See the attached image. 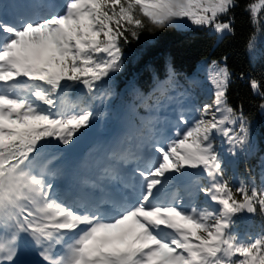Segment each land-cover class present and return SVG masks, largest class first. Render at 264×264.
<instances>
[{"label":"snow or ice","instance_id":"1","mask_svg":"<svg viewBox=\"0 0 264 264\" xmlns=\"http://www.w3.org/2000/svg\"><path fill=\"white\" fill-rule=\"evenodd\" d=\"M17 7L9 13L0 5V264H17L22 239L39 250L41 264H264V230L255 237L235 230L240 214L264 219V160L259 182L251 173L229 178L217 148L218 137L233 157L251 147L243 111L228 103L226 64L212 62L214 99L194 109L197 116L181 110L174 131L149 120L135 150H112L92 191L71 203L45 157L53 141L67 148L91 127V107L69 92L82 85L89 98H102L121 71L125 44L169 26L232 34L239 0H23ZM245 10L264 30V0ZM249 86L264 111L261 84Z\"/></svg>","mask_w":264,"mask_h":264},{"label":"trees","instance_id":"2","mask_svg":"<svg viewBox=\"0 0 264 264\" xmlns=\"http://www.w3.org/2000/svg\"><path fill=\"white\" fill-rule=\"evenodd\" d=\"M250 2L252 0H239V7L231 17L234 32L223 37L209 29L195 26H169L142 31L138 39L123 46L126 68L120 80L138 82L149 75L148 68L151 66L158 68L165 76L170 75V71L174 75H199L206 81L201 80L194 85L199 90V100L206 104L214 99V87L210 80L212 62L226 64L231 73L228 103L243 111L250 137V150L253 147L255 150L254 155L247 151L238 156L245 155L250 166H257L264 158V111L259 108L261 98L253 93L249 81L255 79L264 91V44L260 54L254 57L247 44L253 36H260L264 40V30L256 31L253 28L249 13L245 10ZM218 138L225 162L231 163L233 156L227 151L229 145L223 138Z\"/></svg>","mask_w":264,"mask_h":264},{"label":"rangeland","instance_id":"3","mask_svg":"<svg viewBox=\"0 0 264 264\" xmlns=\"http://www.w3.org/2000/svg\"><path fill=\"white\" fill-rule=\"evenodd\" d=\"M263 44H264V40L261 39L259 36L254 39L253 41L254 46L250 51L252 56L258 55L259 51L261 50V46H263Z\"/></svg>","mask_w":264,"mask_h":264}]
</instances>
